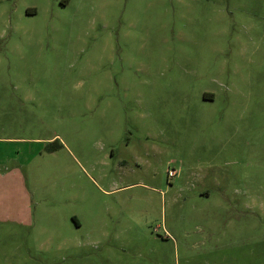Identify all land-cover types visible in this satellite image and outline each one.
Wrapping results in <instances>:
<instances>
[{
  "label": "rangeland",
  "instance_id": "1",
  "mask_svg": "<svg viewBox=\"0 0 264 264\" xmlns=\"http://www.w3.org/2000/svg\"><path fill=\"white\" fill-rule=\"evenodd\" d=\"M0 264H264V0H0Z\"/></svg>",
  "mask_w": 264,
  "mask_h": 264
},
{
  "label": "built area",
  "instance_id": "2",
  "mask_svg": "<svg viewBox=\"0 0 264 264\" xmlns=\"http://www.w3.org/2000/svg\"><path fill=\"white\" fill-rule=\"evenodd\" d=\"M177 176V172L175 170H171L168 172V178H174Z\"/></svg>",
  "mask_w": 264,
  "mask_h": 264
}]
</instances>
